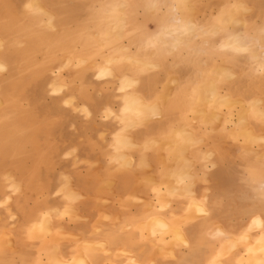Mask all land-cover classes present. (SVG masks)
<instances>
[{
	"label": "rangeland",
	"instance_id": "1",
	"mask_svg": "<svg viewBox=\"0 0 264 264\" xmlns=\"http://www.w3.org/2000/svg\"><path fill=\"white\" fill-rule=\"evenodd\" d=\"M99 2L0 0V64L7 68L0 73V264H46L45 257L42 262L35 263L27 248L20 251L18 236L21 234L29 243L40 240L41 234L50 232L51 215L55 216L58 210L53 209L45 217L24 225L17 212V203L25 201L32 204L42 198L71 199L70 178L65 173L66 160L73 159V165H79V149L75 143L67 145L61 128L68 122L76 134V119L94 118L97 93L102 92L103 87L119 84L121 91L126 90H122L116 70L111 77L95 79L104 53L96 55L95 45L79 35L90 15L89 10ZM200 3L198 14L202 16L218 7L219 0H200ZM249 3L253 8L249 19L264 18V0H249ZM47 16L55 18L56 33L46 32L39 26ZM80 61L86 63L78 66ZM235 71L240 74L243 68L238 66ZM241 79L249 84L256 83L247 77L241 76ZM230 84L240 85L239 78ZM246 92V96H264V81L259 91L249 86ZM88 93L92 107L83 103V96ZM233 99L235 103L231 113L228 110L221 113L209 111L202 103L195 111V121L211 127L210 134L220 139L218 146L221 150L218 154L212 153L211 163L215 167L210 168L213 178L216 174L221 178L217 176L216 182L205 180L209 186L207 193L211 194V203L214 204H211V210H207L195 203L200 207L196 208L194 204L195 215L211 217L214 230L210 236L213 240L222 238V242L214 249L210 263L195 262L190 242L177 233L173 240L185 253L180 264H264V229L260 230L253 221V218L261 217L264 222V144L248 142L249 134L264 137V125L248 120L236 127L245 111V101L237 96ZM99 112L108 121L119 120L118 123L124 124L123 131L128 132L121 112L117 116L110 105ZM229 120L231 122L227 123ZM50 122L55 124L52 141H49ZM182 128L187 126L178 130ZM115 147L119 149L118 144ZM49 148L55 152L49 153ZM50 170L58 172L50 177ZM184 174L188 175L187 172ZM58 182L61 185L56 190L47 188L49 183ZM172 184L168 195L173 193L172 188L176 185L177 191L173 194L179 192L180 185L185 186L178 177ZM187 186L191 187L192 183ZM189 193L188 188L185 196ZM185 222H189L188 219ZM152 223L160 227L155 220ZM242 223L245 229L241 228ZM48 264L67 263L52 260Z\"/></svg>",
	"mask_w": 264,
	"mask_h": 264
},
{
	"label": "crops",
	"instance_id": "2",
	"mask_svg": "<svg viewBox=\"0 0 264 264\" xmlns=\"http://www.w3.org/2000/svg\"><path fill=\"white\" fill-rule=\"evenodd\" d=\"M116 72L121 79L123 72ZM193 76L191 67H173L165 63L158 72L139 77L132 92L145 104L155 105L159 115L138 118L133 129L127 126L126 133L123 124L108 121L99 112L110 105L116 115L120 114L122 98L130 92L121 91L119 84L103 87V91L97 93L96 116L90 120L76 119V134L68 122L64 123L61 128L64 140L67 145L77 144L79 149V165L75 167L73 159L66 160L71 199L42 198L32 204L17 203V212L24 225L45 217L53 209L58 210L55 216L51 215L50 232L41 234L40 240L29 243L19 234L20 251L27 248L35 263L42 262L45 257L46 264L52 260L67 264H180L185 253L173 240L178 233L190 242L193 261H212L213 251L222 238L212 239L213 219L195 215V207L200 209V205L211 210L214 204L205 180L216 182L215 178L221 176L216 174L213 178L212 169L201 161L206 153H220V139L210 134V126L195 121L199 103L191 98V90L183 87ZM239 81L240 85L225 86V91L233 98L237 96L246 101L254 97L246 96L249 86L258 91L261 88V80H256L255 85L244 82L241 77ZM83 101L86 106H93L89 93L83 96ZM54 126L51 122L48 125L49 141L53 140ZM182 126L194 133V139L200 141L198 145L178 143L175 133ZM48 150L55 152L53 148ZM115 156L120 157L117 160ZM57 172L50 170L49 176ZM177 177L178 180L182 178L179 181L185 186H179L181 194H171L169 198L170 183ZM187 177H192L191 189L187 186L191 183ZM60 185L61 182L49 183L47 188L56 190ZM188 188L191 194L185 196ZM212 202L215 201L212 199ZM222 218L224 222L225 216ZM186 219L189 222H185ZM154 220L160 227L152 223ZM241 225L245 229V225ZM263 227L264 222L260 230Z\"/></svg>",
	"mask_w": 264,
	"mask_h": 264
},
{
	"label": "clouds",
	"instance_id": "3",
	"mask_svg": "<svg viewBox=\"0 0 264 264\" xmlns=\"http://www.w3.org/2000/svg\"><path fill=\"white\" fill-rule=\"evenodd\" d=\"M200 7V0H100L89 10L79 35L95 45L96 55L104 53L95 79L111 77L114 70L123 72L122 90L131 93L121 109L127 126H136L140 117H158L155 105L143 103L132 90L139 77L158 72L165 63L194 69L183 87L191 90L196 103L216 113L233 109L226 85L241 76L264 81V18L249 19L253 13L249 0H219L218 7L202 16ZM54 19L47 16L39 26L56 33ZM238 66L243 68L240 74L235 71ZM5 71L0 64V73ZM244 109L236 127L248 120L264 125V96L246 100ZM175 137L180 145L200 143L189 128L178 130ZM248 142L264 144V137L249 134ZM211 159L209 152L201 162L214 168Z\"/></svg>",
	"mask_w": 264,
	"mask_h": 264
},
{
	"label": "bare ground",
	"instance_id": "4",
	"mask_svg": "<svg viewBox=\"0 0 264 264\" xmlns=\"http://www.w3.org/2000/svg\"><path fill=\"white\" fill-rule=\"evenodd\" d=\"M121 81H122V78H121ZM121 81H120V82H121ZM121 88H122V83H121ZM129 94H131V93H126V94L124 95V97H125L126 95H129ZM123 100H124V99H123ZM142 102H144V100H143ZM242 102H243V101H242ZM144 103H145V102H144ZM157 107H158V106H157ZM112 114H113V113H112ZM113 115H114V114H113ZM110 116H112V115H110ZM110 116H109V117H110ZM117 116H118V115H117ZM117 118H118V117H117ZM144 118H146V117H144ZM115 119H116V118H115ZM118 119H120V118H118ZM118 119H117V120H118ZM139 119H140V118H139ZM114 121H115V120H114ZM118 121H119V120H118ZM120 121H121V120H120ZM121 122H122V121H121ZM122 124H123V123H122ZM123 125H124V124H123ZM129 128H130V127H129ZM127 131H128V130H127ZM124 133H126V132H124ZM127 134H128V133H127ZM120 135H123V134H120ZM124 135H125V134H124ZM124 135H123V136H124ZM253 135H254V134H253ZM127 136H128V135H127ZM121 137H122V136H121ZM116 138H117V137H116ZM127 141H128V139H127ZM125 142H126V141H125ZM157 142H158V141H157ZM128 143H129V142H128ZM119 145H120V144H119ZM183 146H184V145H183ZM189 146H190V145H189ZM125 148H126V147H125ZM182 148H183V147H182ZM182 148H181V149H182ZM186 148H188V147H186ZM126 149H127V148H126ZM123 150H124V149H123ZM178 152H179V151H178ZM116 155H117V154H116ZM124 155H125V154H124ZM119 157H120V156H118V159H119ZM121 157H122V156H121ZM114 158H115V157H114ZM116 158H117V157H116ZM121 160H123V158H122ZM130 161H131V160H130ZM183 166H184V165H183ZM180 173H181V172H180ZM181 177H182V176H181ZM170 178H171V177H170ZM179 180L181 181L182 178L179 179ZM179 180H178V181H179ZM175 181H176V180H175ZM180 181H179V182H180ZM187 181H189V182L192 183V177H187ZM181 183H182V182H181ZM184 183H185V182H184ZM191 183H190V184H191ZM170 184H172V183H170ZM165 185H166V184H165ZM172 185H173V184H172ZM174 185H176V184H174ZM169 186L171 187V185H169ZM176 186H177V185H176ZM176 186H175V187H176ZM177 187H178V186H177ZM168 188H169V187H168ZM192 188H193V187H192ZM172 189H173V188H172ZM190 189H191V187H190ZM173 190H176V191H177V189H175V188H174ZM173 193H175V192L173 191ZM173 193H172V194H173ZM177 193H178V192H177ZM72 194H73V193H72ZM160 194H161V193H160ZM179 194H181V193L179 192ZM179 194H178V195H179ZM182 194H184V193H182ZM189 194H191V191H190ZM69 196H70V195H69ZM71 196H72V195H71ZM167 196L169 197V195H167ZM165 198H166V197H165ZM169 198H170V197H169ZM159 220H160V219H159ZM254 221H255V224H256V226H257L258 228H261V227H262L263 222H262V219H261V218H259V217H255ZM218 235H219V234H218Z\"/></svg>",
	"mask_w": 264,
	"mask_h": 264
}]
</instances>
